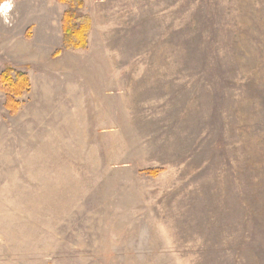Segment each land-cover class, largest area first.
Returning <instances> with one entry per match:
<instances>
[{
  "label": "rangeland",
  "instance_id": "1",
  "mask_svg": "<svg viewBox=\"0 0 264 264\" xmlns=\"http://www.w3.org/2000/svg\"><path fill=\"white\" fill-rule=\"evenodd\" d=\"M68 7L0 0V264H264V0Z\"/></svg>",
  "mask_w": 264,
  "mask_h": 264
},
{
  "label": "trees",
  "instance_id": "2",
  "mask_svg": "<svg viewBox=\"0 0 264 264\" xmlns=\"http://www.w3.org/2000/svg\"><path fill=\"white\" fill-rule=\"evenodd\" d=\"M60 2H68V10L63 14L61 18L62 22V34L63 43L62 46L64 49L72 48L80 50V48L86 47V36L87 31L90 28L89 23H84L82 25H77L76 21L79 18L86 19V17H77L76 11L78 7L81 6L82 0H59ZM0 85L2 88L7 91L9 100L6 102L7 109H10L13 112L18 106V101L15 100L16 96H19L22 91H25L29 88L28 76L26 72L15 71L13 68L6 67L2 72H0ZM12 73V77H11ZM163 168L158 169H148L145 171L150 176H157Z\"/></svg>",
  "mask_w": 264,
  "mask_h": 264
}]
</instances>
